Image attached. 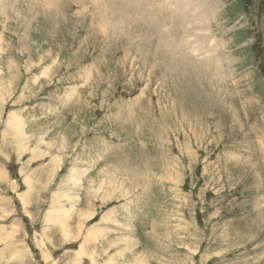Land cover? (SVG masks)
Segmentation results:
<instances>
[{
    "label": "rangeland",
    "instance_id": "1",
    "mask_svg": "<svg viewBox=\"0 0 264 264\" xmlns=\"http://www.w3.org/2000/svg\"><path fill=\"white\" fill-rule=\"evenodd\" d=\"M53 2L0 1V264H264V0Z\"/></svg>",
    "mask_w": 264,
    "mask_h": 264
},
{
    "label": "bare ground",
    "instance_id": "2",
    "mask_svg": "<svg viewBox=\"0 0 264 264\" xmlns=\"http://www.w3.org/2000/svg\"><path fill=\"white\" fill-rule=\"evenodd\" d=\"M1 1V0H0ZM24 1V0H23ZM30 1H40V0H30ZM51 1H57V0H44V2H51ZM80 1V3H81V6H83V4H84V2L85 1H87V0H79ZM92 1V0H91ZM151 0H126V1H120V0H118V1H115V0H94V2H92V4L94 3L95 5H93V6H96L97 4L99 5V9L101 10V11H103V13H105V15L108 13V12H112L113 14H119V16H114L113 18H117V17H125L126 15H128L127 16V21H132V20H134L135 21V19H141V23L143 22V25L144 24H146L144 21H147V20H152V21H154V27L156 26L155 25V21L157 20L158 22H161L160 21V18L162 17H167L166 19H170V20H172L173 22L174 21H176V23H178V24H184V23H186V24H188V25H190V23H192L193 25H195V27H197L198 26V24H200V23H202V24H205V22H207V17H206V15L208 14L207 13V10L209 9V8H207L204 4H199V2H200V0H158V3H157V17H156V15H155V13H156V8H154V6L151 4L152 3V1L150 2ZM162 1H167V3H171L173 6V8L172 9H169V11H170V14L168 15V16H166L165 14H164V12H165V9L167 10L168 8H165V6L163 5V4H161L162 3ZM42 2H43V0H42ZM53 2V3H54ZM156 2V1H155ZM208 2V1H207ZM116 3H118V4H116ZM154 3V2H153ZM52 4V3H51ZM50 4V5H51ZM55 4V3H54ZM56 4H57V2H56ZM154 4H156V3H154ZM165 4V3H164ZM46 5V4H45ZM49 5V6H50ZM167 5V4H166ZM6 6V5H5ZM116 6V7H115ZM119 6H121L120 8H119ZM169 8H171L170 7V4L169 5H167ZM166 6V7H167ZM115 7V8H114ZM94 8V7H93ZM216 8V7H215ZM92 9V8H91ZM163 13H162V12ZM168 11V12H169ZM95 13H96V11H94ZM102 13V14H103ZM166 13V12H165ZM217 14V13H216ZM104 15V17L106 18L107 16H108V14L105 16ZM212 16H213V14H212ZM108 18V17H107ZM161 18V19H162ZM126 19V18H125ZM125 19H123V20H125ZM164 19L165 18H163V21H164ZM104 20V19H103ZM107 20V19H106ZM214 20V19H213ZM119 21L120 22H122L123 23V21H122V19H119ZM119 21H117V24H118V22ZM140 21V20H139ZM167 20H165V22H166ZM119 22V23H120ZM138 23V22H137ZM127 24V23H126ZM136 24V23H135ZM134 24V25H135ZM140 24V23H139ZM151 24V23H150ZM125 24H123V26H124ZM134 25H132V26H134ZM141 25V24H140ZM115 26V25H114ZM121 27V25H119L118 24V26L117 27ZM122 26V27H123ZM130 26V25H129ZM139 26V25H138ZM137 26V27H138ZM116 27V28H117ZM144 27V26H143ZM151 27V26H150ZM153 27V28H154ZM203 27V26H202ZM140 28V27H139ZM142 28V27H141ZM140 28V29H141ZM145 28V27H144ZM143 28V29H144ZM190 28V27H189ZM193 28V27H192ZM123 29H124V27H123ZM129 29V28H128ZM139 29V30H140ZM147 29V28H146ZM209 29V28H208ZM115 30H117V29H115ZM122 30V29H121ZM125 30V29H124ZM142 30V29H141ZM187 30H188V27H187ZM189 30H191V28L189 29ZM188 30V32H192V31H189ZM195 30V29H194ZM119 31H120V29H119ZM126 31V30H125ZM165 31V30H164ZM163 31V32H164ZM186 31V30H185ZM199 31H200V28H199ZM198 31V32H199ZM155 32V31H154ZM209 32V31H208ZM141 34V33H140ZM200 34V33H199ZM191 35H192V33H191ZM171 36V34H169L168 35V40H170L169 39V37ZM186 36H189V33H187L186 34ZM166 37V36H165ZM164 37V38H165ZM135 38V37H134ZM144 38V37H143ZM189 38H191V37H189ZM189 38H188V40H189ZM136 39V38H135ZM162 39H163V35H162ZM187 39V38H186ZM195 39H196V36H195ZM134 40V39H133ZM150 40V39H149ZM167 40V41H168ZM204 40V39H203ZM139 41H141V40H139ZM164 41V40H163ZM184 41V40H183ZM183 41H181V43L183 42ZM133 42H135V41H133ZM146 42V41H145ZM186 44H187V42H186V40L184 41ZM195 42V41H194ZM193 42V44H196V43H194ZM139 43V42H138ZM142 43V42H141ZM204 43V42H203ZM178 44H180V43H178ZM189 46V45H188ZM167 47H168V43H167ZM174 44L172 45V44H169V50L168 51H172L174 54H178L179 52H177V51H179V50H182L183 51V53H185V51L187 50V51H189V53L188 54H190V52H192L193 53V51H197V50H195V48H193V47H190V49L188 50V48H186V46L185 45H181V49H179L178 48V46L176 45V49L174 50ZM203 47V46H202ZM204 48V47H203ZM205 49V48H204ZM203 49V50H204ZM223 49V48H222ZM0 51H1V49H0ZM208 51V50H207ZM200 52H201V50L198 52L199 54H200ZM171 53V52H170ZM182 53V52H181ZM191 53V54H192ZM207 53V52H206ZM173 56V55H172ZM175 56H177V55H175ZM213 57V56H212ZM211 58V57H210ZM186 59V58H185ZM206 60V59H205ZM174 61H180V59L179 58H176ZM211 61L210 60H208L206 63H210ZM176 63V62H175ZM180 64V63H179ZM177 65H178V63H177ZM214 74V73H213ZM222 74H223V72L221 71V72H219L218 71V76L219 77H221L222 76ZM42 75V74H41ZM225 76V75H224ZM223 78V77H222ZM21 95V94H20ZM17 120H18V118H17ZM22 125H15L14 126V130H16V131H18V135H21V136H24L25 134L23 133V132H20V130L22 129ZM47 136V133H43L39 138H38V140H37V144L38 145H47V142L45 141L46 140V138H44V136ZM62 140V143L64 144V143H66L67 141H65L63 138L61 139ZM261 143V142H260ZM263 143H264V141H263ZM69 144V143H68ZM262 144V143H261ZM261 147H263V144H262V146ZM52 150V149H51ZM59 162H60V160H58V164H59ZM57 172V171H56ZM106 178H107V175H106ZM71 179V178H70ZM74 179V178H73ZM27 181H28V183H29V186H31V182H30V180L29 179H27ZM110 182V183H109ZM108 183L109 184H111L112 185V183H111V181H109ZM78 183V182H77ZM77 183H75L76 185H78ZM102 183H103V181H102ZM107 186V185H106ZM33 187V186H32ZM31 188V187H30ZM259 204V203H258ZM61 208V207H60ZM257 211H259V213H260V216L262 217V219H264V211H263V209H261V208H259V210L257 209ZM58 212H60V210L58 211ZM251 219V218H250ZM253 221V220H252ZM224 227V226H223ZM64 234H67V231L66 230H64ZM14 236V235H13ZM34 237V236H33ZM10 238V237H9ZM13 238V237H12ZM45 239V238H44ZM30 241V240H29ZM15 251V250H14ZM225 258V257H224ZM42 260V259H41ZM46 262V261H45Z\"/></svg>",
    "mask_w": 264,
    "mask_h": 264
}]
</instances>
